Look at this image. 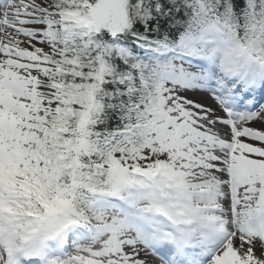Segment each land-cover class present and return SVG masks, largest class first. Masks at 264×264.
<instances>
[{
  "label": "snow or ice",
  "instance_id": "1",
  "mask_svg": "<svg viewBox=\"0 0 264 264\" xmlns=\"http://www.w3.org/2000/svg\"><path fill=\"white\" fill-rule=\"evenodd\" d=\"M0 264H264V0H0Z\"/></svg>",
  "mask_w": 264,
  "mask_h": 264
}]
</instances>
